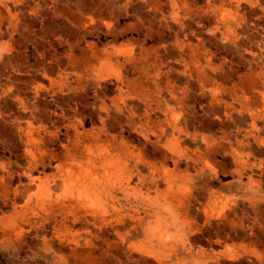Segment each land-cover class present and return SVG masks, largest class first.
Segmentation results:
<instances>
[{
	"label": "bare ground",
	"instance_id": "obj_1",
	"mask_svg": "<svg viewBox=\"0 0 264 264\" xmlns=\"http://www.w3.org/2000/svg\"><path fill=\"white\" fill-rule=\"evenodd\" d=\"M30 1L0 0V103L24 83L17 75L30 37L27 18L55 10L66 22L52 29L63 49L45 48L40 71L28 74L29 98L15 94L22 114L13 133L24 146L26 182L13 186L0 161V208H21L3 221L5 231L41 224V216L21 213L35 198L51 223L42 241L62 264H259L264 0H169L163 24L170 41L147 46L153 30L139 21L145 37L132 35L107 52L86 37L99 21L117 25L113 0H67L61 9ZM225 2L221 40L192 26V18L219 12ZM158 5L151 0L149 9ZM150 54L178 67L162 58L151 66ZM108 73L111 91L103 82ZM89 84L102 114L91 127L79 104ZM41 94L70 109L60 152L51 145L57 130L44 117ZM229 159L235 182L249 185L251 196L227 192ZM46 160L54 171L42 175Z\"/></svg>",
	"mask_w": 264,
	"mask_h": 264
},
{
	"label": "rangeland",
	"instance_id": "obj_2",
	"mask_svg": "<svg viewBox=\"0 0 264 264\" xmlns=\"http://www.w3.org/2000/svg\"><path fill=\"white\" fill-rule=\"evenodd\" d=\"M36 1L42 0H31L30 2L33 3ZM46 1H54L53 3L57 4L60 9L64 8L68 2L67 0ZM98 1L99 0H95V2L97 3ZM100 1L105 2L107 0ZM113 1L118 7V11L114 9V11L112 12L114 14H118L117 25L114 28H107L99 21V24L94 27L92 32L87 33L86 38L91 42L98 44V47L100 49L107 52L112 46L132 35L135 36L138 34L141 38L145 37L144 33L146 29L143 26H140L139 21H143L144 24L150 25L153 30L147 38V46H151L153 42H158L160 37L164 39L167 38V41L171 40L170 37H167L165 35L169 34V32L163 24V14L168 15L171 11L169 0H159V5L156 9H149L151 0H147L146 2L148 3L143 0ZM201 1L202 0H200V2ZM96 5H92L86 2V7H89L90 9H94ZM227 6L228 3L225 2L224 5L219 6V12L207 14L201 19L198 17L192 18V26L194 28H197L198 31L200 30L205 36L212 35V37L216 40H221L224 37V35L220 32L221 27H223L221 23L223 17H221V13L227 14ZM44 12V10H40L37 16L27 15L29 17L27 18L28 20H26L30 23V26L29 28H26L25 32L28 33V36L30 37H28L25 41V49L27 50V54L21 68V72H19V74L17 75L21 80L24 81V83L20 82L18 90H14L11 93L7 94L8 98L6 97V105H4L2 101L0 103V161H4L9 165L12 173L11 182L13 186L20 185L21 187V185L26 182V178L23 174L26 166L24 146L19 138L13 133V129H15L16 127L14 117L18 114H22L15 99V94H17L16 91H19V94L21 96L25 95L27 97L24 92L29 89V83L26 82V80L30 78L28 74L34 75L40 71V66L38 65V61L40 60L39 53H42L45 48H48L52 45L55 46L58 51H61L63 49V46L59 45L55 41L54 31L52 29H56L58 25H63L66 20L61 17V13L59 14L55 10L49 11L50 13L47 12V15H44ZM148 20L149 22H147ZM217 27H220V29H217ZM214 33L217 34L213 35ZM29 38L30 40H28ZM217 48L218 51L227 53L226 47L219 45ZM149 57L153 60L151 61V66L155 65V61L158 62L159 59L162 58L163 62L169 61L167 63H170L171 66L178 67L177 64H174L171 61V58H168L165 55L156 57L154 54H150ZM239 69H241V67H239ZM104 76L105 78L103 82L104 84L109 86V89L111 91L115 86L114 75L112 73H108ZM28 95L30 96V94ZM39 98V105L41 106L40 108L44 111L43 114L47 119V122L53 123L56 126L55 129L57 130V132L52 138L51 145L60 152V150H62V143H64L66 140L65 125L68 122L70 109L68 108L65 100H59V102H56L51 100L48 96H44L42 94L39 96ZM80 99V109L81 111H83V114L86 117V126L91 127L94 124H97L98 115L101 114V112L99 107L94 104L96 98L91 84H89L87 92L83 94ZM191 104L193 105L192 101ZM61 107H63V109H66L63 110L66 112L65 114H62V112L60 113ZM196 109L197 114L201 113L199 115H204L199 104L196 105ZM129 134H132V132H130ZM48 162L49 161L46 160L45 165L38 166V169L42 171V175H48L54 171L53 161H51L50 163ZM223 181H225V179H221V182L219 183H224ZM227 188V192H241L240 194L244 196H251L252 194V188L249 185L242 186L235 182V174L233 172V163L231 159L227 161ZM32 190L36 189L34 188ZM259 195L261 202L258 212L260 222L259 237L261 248V260L259 264H264V168ZM29 204L30 205L26 209H24L25 211L22 210L21 213H24L26 216H29L31 218L41 216V224L36 226L37 228L35 226L30 228L27 227L21 234L12 232L7 233L3 226V221H5V219L10 217L11 215L15 214V211L20 210L21 208L17 206L14 209L10 204L8 206H3L2 208H0V264H62L61 262H58L53 258L50 250H48L47 246H45L46 244H44L42 241L43 234H46L48 236L51 230L50 220L45 214L47 207L45 205L38 204L35 201V198H33ZM155 218L156 215L154 214V212H151L149 220H154ZM206 235V233L203 235V240ZM111 237H114V235L111 234ZM242 264L251 263L250 260L244 259L242 261Z\"/></svg>",
	"mask_w": 264,
	"mask_h": 264
}]
</instances>
